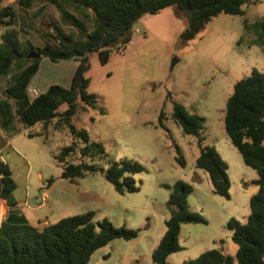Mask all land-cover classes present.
<instances>
[{"label": "rangeland", "instance_id": "rangeland-1", "mask_svg": "<svg viewBox=\"0 0 264 264\" xmlns=\"http://www.w3.org/2000/svg\"><path fill=\"white\" fill-rule=\"evenodd\" d=\"M46 4L40 10L16 6L13 25L0 27V34L9 29L21 43L29 41L33 47L42 48L45 37L51 34L47 24L54 23L76 42L85 39V33L92 29L89 15L67 10L82 23L85 32H81L63 18L52 1L46 0ZM243 11L240 16L213 17L194 39L181 44L178 37L185 27L184 19L168 7L137 20L129 45L121 53L111 54L105 64L96 55L90 57L85 75L87 92L96 95L98 108L104 113L78 102L71 124L76 130H85L103 147L104 154L81 159L76 151L66 163L94 165L98 171L92 175L74 180L61 178L63 163L55 159L60 149L72 142L78 148L83 145L66 127L54 126L56 120L46 129L40 124L24 128L15 117L10 128L14 134L9 136L0 127V149L5 145L2 159L15 183L12 200L26 201L33 208V198L47 193L45 207L33 215L69 217L91 212L93 222L106 219L114 228L138 230L135 239H115L97 249L87 264H153L152 252L169 217L166 202L170 189L176 181H182L192 187L187 197L189 211L200 215L204 223L180 226V249L166 257V264H183L212 249L233 257L236 246L230 240L227 222L246 220L249 200L257 192L251 184L257 174L244 165L231 145L223 115L234 84L253 69L264 73V35L253 27L264 21V0H253ZM42 60L46 62L34 77L36 84L27 88L30 101L65 74L66 61ZM71 60L77 61H67ZM45 64L49 69L43 67ZM5 83L0 79V92ZM174 103L204 119L201 146L213 147L226 163L228 199L214 195L207 174L195 167L199 146L172 120ZM65 109L62 104L57 112L61 114ZM29 133L33 136L28 137ZM176 148L183 166L176 160ZM120 159L142 167L132 176L136 192L118 194L104 179L102 171ZM23 213L28 214L26 210ZM6 216L10 223V209Z\"/></svg>", "mask_w": 264, "mask_h": 264}, {"label": "trees", "instance_id": "trees-1", "mask_svg": "<svg viewBox=\"0 0 264 264\" xmlns=\"http://www.w3.org/2000/svg\"><path fill=\"white\" fill-rule=\"evenodd\" d=\"M54 1V0H53ZM253 0H61L68 10L79 9L87 12L92 20V29L85 33L82 42H76L65 34L58 25L48 23L51 34H47L44 47L35 48L29 41L21 43L15 32L5 29L0 34V79L6 81L0 92V127L8 136L14 118L24 128L40 124L44 129L54 120V126L66 127L70 135L81 141L82 148L76 143L60 149L55 159L63 163L61 178L66 180L82 179L96 173L94 165L83 163L70 164L66 159L79 153L81 159L101 157L103 147L92 141L88 133L76 130L71 118L76 114L78 102L98 109L96 95L87 92L89 60L97 56L105 64L111 54H119L126 49L132 38L134 23L144 15H154L172 7L175 15L184 19L185 27L179 34V42L194 39L219 14L243 15V7ZM26 3V4H25ZM29 7L26 0H18L14 5L0 9V27L13 25L16 6ZM66 9V10H67ZM66 10L62 11L65 20L81 32L82 23ZM246 27V26H245ZM260 36L264 35V21L255 23ZM55 42L52 45V42ZM36 52L38 59L26 56ZM42 58L56 63L58 60L77 58L78 64L71 77L68 88L51 85L34 98H28L27 88L36 75ZM66 105L64 112L57 109ZM14 107H13V106ZM172 120L182 133L196 139L199 154L195 167L204 171L210 181L214 195L229 198L227 165L213 147L201 146L204 119L189 113L183 106L173 104ZM224 131L231 145L241 156L245 166L253 169L257 178L251 182L257 192L249 200V214L243 223L234 219L227 222L231 232L230 240L236 246L233 257L212 249L200 254L196 259L183 264H264V73L253 69L250 75L237 81L225 103L223 115ZM32 137V134H27ZM4 146V144H3ZM1 150V149H0ZM177 162L183 166V159L175 149ZM142 167L127 159L112 161L102 171L104 179L118 194L133 193L138 190L133 175ZM0 198H8L15 190V183L9 166L2 160L0 153ZM192 187L185 182L176 181L169 193L166 206L169 217L165 221V231L156 249L152 252L153 264H166V257L177 252L180 226L187 223H204L197 213L189 211L187 197ZM138 230L114 228L106 219L93 222V214L61 218L41 231L25 224L12 225L2 222L0 226V264H87L91 255L99 248L115 239L129 241L135 239Z\"/></svg>", "mask_w": 264, "mask_h": 264}, {"label": "crops", "instance_id": "crops-1", "mask_svg": "<svg viewBox=\"0 0 264 264\" xmlns=\"http://www.w3.org/2000/svg\"><path fill=\"white\" fill-rule=\"evenodd\" d=\"M17 1L18 0H0V9L5 7V6H8V5H13V4L15 5L17 3ZM50 1H52V3L55 5V7L60 10V13H62V9L63 8H64V10L67 9V8L65 9V7L63 6V2H61V0H54V1L50 0ZM27 2L29 3V7L32 6L34 9H38V10H40L41 8H43L45 6H48L46 4V0L44 2L37 3L36 5H33V3H32L33 0H27ZM70 10H72V12H77V13H79L81 15H85V14L88 13V11L87 12L86 11L83 12V11H80L79 9L70 8L68 11L70 12ZM72 59H77V58H72ZM63 61H66L68 63L67 64L65 62L66 66H67L66 68H64L65 69V72H64L65 74H64L63 77H60L59 80H57V82H54L52 85H58V86H61L63 88H68L69 85H70V81H71V77L73 75V72H74V70H75V68L77 66V61L76 60H71L70 63L67 60H63ZM45 62H46L45 60H42L40 62L39 69H38V72L36 73V75L40 71H42V65ZM43 67L45 69L46 68L49 69L48 68L49 67L48 64L47 65L45 64V66H43ZM34 77L31 79V81L29 83V86L32 85V84L33 85L36 84V83L33 82L34 81ZM48 87L49 86H46L42 93H44L48 89ZM4 147H5V145H4ZM3 148L0 150V153L3 150ZM1 158H2V155H1ZM0 189H1V183H0ZM47 198H48V194L47 193H42V194H39L38 197H34L33 199L35 200V206L33 208H30L29 206H27L26 205V201L14 202L12 200V198H11V195L8 198H6V199L0 198L1 205H2V209L1 210L3 212V222L8 223L7 219H6V217H7L6 215H7L8 211H9V209H10L11 213L13 214V217H12L11 222L8 223V224H12V225H25V224H27V225H29V226H31V227L39 230V231H41L42 229H44L48 225H51V224L55 223L59 219H61L63 217L65 218V216H63V215L56 216L54 213L52 214V217H50L51 214L50 215H41V214H39V216L33 215V213L35 211L39 212L43 207H45V203L47 202ZM25 210L28 212V214L23 213V211H25ZM52 220H55V221H52Z\"/></svg>", "mask_w": 264, "mask_h": 264}, {"label": "water", "instance_id": "water-1", "mask_svg": "<svg viewBox=\"0 0 264 264\" xmlns=\"http://www.w3.org/2000/svg\"><path fill=\"white\" fill-rule=\"evenodd\" d=\"M39 57L40 55L36 52H31L26 56L27 59H38Z\"/></svg>", "mask_w": 264, "mask_h": 264}, {"label": "built area", "instance_id": "built-area-1", "mask_svg": "<svg viewBox=\"0 0 264 264\" xmlns=\"http://www.w3.org/2000/svg\"><path fill=\"white\" fill-rule=\"evenodd\" d=\"M2 205H1V201H0V226H1V223L3 222V212H2Z\"/></svg>", "mask_w": 264, "mask_h": 264}]
</instances>
